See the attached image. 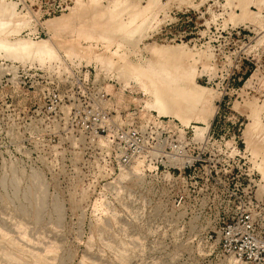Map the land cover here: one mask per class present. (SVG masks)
I'll return each mask as SVG.
<instances>
[{
	"label": "rangeland",
	"instance_id": "1",
	"mask_svg": "<svg viewBox=\"0 0 264 264\" xmlns=\"http://www.w3.org/2000/svg\"><path fill=\"white\" fill-rule=\"evenodd\" d=\"M116 1L101 0L108 8ZM125 1L119 18L127 22L144 13L148 19L135 36L117 29L112 34L106 26L94 30L86 4L87 12L82 11L89 15L71 20L73 30L55 39L46 21L70 13L76 0H7L16 4L20 18L30 21L6 39H52L59 58L22 62L0 56V100L7 99L22 113L17 128L8 120L0 133V264H239L219 245L222 199L190 192L185 205L176 207L178 180L145 176L141 162L124 171L114 169L101 145L68 124L63 112L70 101L64 99L55 114L43 93L63 88L65 75L84 67L95 84L92 89L103 83L114 96L108 105L114 115L122 112L136 123L155 118L188 143H223L234 174L241 168L242 181L246 185L251 177L249 190L264 199V152L249 148L246 137L253 102L264 123V0L262 9L259 0H161L151 14L150 0ZM242 3L252 18L241 19ZM232 28L241 34L221 35ZM102 36L107 39L100 40ZM152 43L187 44L191 59H198L196 81L216 95L209 126L208 120L197 118L184 124L151 107V95L124 60L144 62L145 47ZM67 45L107 52L116 63L109 67L82 56L70 58ZM197 128L206 129L199 135Z\"/></svg>",
	"mask_w": 264,
	"mask_h": 264
},
{
	"label": "built area",
	"instance_id": "2",
	"mask_svg": "<svg viewBox=\"0 0 264 264\" xmlns=\"http://www.w3.org/2000/svg\"><path fill=\"white\" fill-rule=\"evenodd\" d=\"M224 33L241 34V30H223L221 35ZM83 70L74 68L65 75L63 88L58 85L43 93L49 111L57 114L60 103L69 100L63 112L68 124L101 145L105 161L114 169L124 171L141 162L145 176L178 180L181 185L173 194L176 207L185 205L190 192L196 197L218 196L225 203L219 229L223 254L239 264H264V199L249 190L254 181L251 177L246 185L242 181L241 168L236 167L238 173L234 174L223 143H188L172 136L168 126L155 118L136 123L122 112L119 117L114 115L108 107L114 96L107 85L98 84L95 91L94 82ZM8 120L17 128L21 110L7 99L0 100V133L6 131Z\"/></svg>",
	"mask_w": 264,
	"mask_h": 264
},
{
	"label": "bare ground",
	"instance_id": "3",
	"mask_svg": "<svg viewBox=\"0 0 264 264\" xmlns=\"http://www.w3.org/2000/svg\"><path fill=\"white\" fill-rule=\"evenodd\" d=\"M86 1L87 0H85V2H83L82 0H78V1L76 0V5H74V7L71 8L70 13L63 14L61 17H56L55 19L46 21L48 28L54 32L53 37L55 39L61 37L63 33H68L69 29L73 30L74 27H72L73 25H71V23L74 22H72L71 20L78 19L79 17L82 16H83L82 18H84L85 13L87 12V10H85L84 7L85 6L88 7L86 4H89L88 7L89 14H91L90 13L91 11L93 12L92 22H90L91 24L89 25L90 27L94 28V30L106 26L109 29L108 31L112 32V34H114L112 30L117 29V31L118 30H120L121 32L124 31L123 33H125L126 30H128V32H126L125 35L135 36V33H137L139 28L141 27L140 29H142V27L144 26L143 24H145V21L148 20L147 16L144 13H142V15H140V13L139 14L137 13L138 14L137 16L131 17L130 20L128 19L127 22L122 20V18H119L121 17L120 14H123V12L120 10V7L121 5L124 4L125 0L124 1L117 0L116 3L114 2L112 8H108L102 5L101 0H89L88 2ZM128 1L129 0H127V4L131 3L130 1L129 2ZM232 1L233 0H230L229 3H231ZM262 1L263 0H261V2ZM148 2H149L148 7L151 8L149 13L151 14L152 7H153L152 11L154 12V6L160 4L161 0H150ZM171 2H173V0H169V3ZM257 2L260 3V0ZM15 5L16 4L8 3L7 0L0 1V56L14 60H21L22 62H26L29 60L56 61L59 58L58 49H57L58 47H56L57 45L52 39L49 40L46 39L40 41H35L31 38L29 39L17 38L15 39V41H9L6 39L8 34L9 35L13 33L18 34L20 32V26L26 25L30 21L29 19H27V17L23 18V16H21L22 18H20L18 16ZM124 5L126 6V4ZM246 5L242 3L241 14L242 16H244V18L241 19H246L245 18L246 16L252 18V15L251 16L247 15L249 14V12ZM260 5L261 3L259 4V6ZM260 7L262 9V5ZM83 9L86 12H83L82 11ZM127 9H129V6ZM124 12H126V10ZM144 12H146V10ZM89 14L86 13L87 16ZM104 16L105 18L106 17L107 18L105 19ZM153 17H154V13H153ZM104 19L106 21H104ZM77 21L78 20H76V22ZM83 37H85L86 39H91L94 36H91L89 34L88 35L84 34ZM106 39L107 38H105V36H102L100 40H106ZM120 44L121 46H124L123 43ZM70 45L67 46L69 47ZM186 46L185 45L165 46L158 43H152L145 47L147 59L145 58L146 60L144 62H141L139 64H132L127 60H124L123 57H119V59L120 60L123 59L125 64L127 62L128 72L131 75L135 76L137 80L136 82L140 86L145 88L147 94L149 93L151 95L152 98L150 103L151 107L155 111H157L160 115L165 117H173L180 119L184 124H188L189 121L193 118L206 120V121L208 120V126H209L210 124L209 117L212 116L214 112L213 101L216 98V95L214 94L213 89L205 88L204 86L199 85L198 82L196 81L198 74V69H197L198 59H196L197 61L194 60L195 58L191 59L193 55L190 56V52H191L190 50H189L190 52H188V49L186 51L185 48ZM80 49L75 47H69L65 51L70 58L74 56H82V59L83 58L86 59L87 62L95 61L101 64L102 66L112 67L116 63L113 56L109 55L107 52H96L90 49L86 51H82ZM138 53H140L139 50ZM192 53L193 52H191V54ZM200 58L201 57L199 56V59ZM206 59L208 60V58ZM252 104L258 107L257 105H255L256 102H253ZM256 107H253L251 109L250 114L252 116L253 121L247 127L246 137L247 140L250 142L248 143L249 148L257 149L260 152H264V123L261 122L262 120H260L261 115L259 110L261 109L258 107L259 108L258 110ZM249 108L251 107L249 106ZM205 129L206 128H197V134L199 135L202 134V132H204ZM261 172L264 173V169H262Z\"/></svg>",
	"mask_w": 264,
	"mask_h": 264
}]
</instances>
